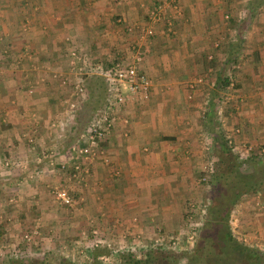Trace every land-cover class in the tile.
Segmentation results:
<instances>
[{
  "label": "crops",
  "instance_id": "obj_1",
  "mask_svg": "<svg viewBox=\"0 0 264 264\" xmlns=\"http://www.w3.org/2000/svg\"><path fill=\"white\" fill-rule=\"evenodd\" d=\"M154 1L0 0V168L8 162L17 168L0 171L1 236L16 240L14 232L32 216L22 204L45 214L60 188L75 196L77 214L94 215L110 243L134 236L144 242L158 228L167 236L182 232L187 210L206 196L199 176L209 126L206 88L189 101L184 84L207 68L220 74L241 64L231 100L236 112L221 127L234 129L237 143L264 145V0H179L185 21L168 11L163 22L151 20ZM214 42L219 48L212 52ZM135 50L143 52L139 69L152 79L153 93L120 109L105 154L82 166L88 176H75L70 165L59 169L81 124L68 109L78 81L71 53L106 69L117 59L131 62ZM211 52L213 62H205ZM8 200L15 201L10 214L2 208ZM238 208L240 242L246 233L264 250V207L255 210L250 201Z\"/></svg>",
  "mask_w": 264,
  "mask_h": 264
},
{
  "label": "rangeland",
  "instance_id": "obj_2",
  "mask_svg": "<svg viewBox=\"0 0 264 264\" xmlns=\"http://www.w3.org/2000/svg\"><path fill=\"white\" fill-rule=\"evenodd\" d=\"M160 1L162 2L163 0ZM157 2L158 0L154 1L153 4H156ZM171 2H175L177 9L174 10L173 9L174 6H171L172 8L170 7V4L172 3H167V5L169 4L168 6L171 8V9L170 8L167 9V11L171 13L170 17L173 16L177 18L178 21L179 20L185 21V15H183L182 6L179 0H172ZM163 21L164 20H162V22ZM166 34L168 35V31L166 32ZM218 48H219L218 42H214L212 52H214V50H217ZM212 52L206 54L207 57L205 59L206 60L205 62L207 61L211 62L214 59L213 56L214 53ZM238 64L239 63H236V66L235 64L234 65L232 64L229 67H226L225 70L222 69L220 74H217L214 70H210L208 68L205 69L203 73L202 72L201 73L196 72L195 74L193 73L191 77L187 80V82L184 84L185 86L184 90L186 91L185 97L189 101L194 100V94H195L194 92L199 90L201 92L202 90H204V88H206L205 93L201 96L205 101L208 100L206 102V108L207 107L208 108L207 109L205 108L204 110V112H206L204 115L205 116L204 119L207 116H210L209 115L210 113L212 114V116L209 117V121L205 122L206 126L209 125L207 131L208 143L206 145V147L208 148L207 158H206L207 162L203 171L201 172V175L199 176V185L203 186V193L206 194V196L202 200L204 205L203 203L202 204L200 203V205L196 207L198 210V214L201 215V217L198 216L196 217L197 222L200 224H202L203 222L202 215L206 213V208H208V206L211 204V195H212L211 182L213 178L218 175L217 173L218 154L214 141L215 136H217V134L224 133L227 136L226 137L227 141H230L233 136L236 137V132H234V129L229 132H224V130H222L221 124H222V118L227 119L229 117H233V115L236 112L235 110H233L234 107L231 105V100L233 96H238V92H236L238 90L237 86L239 84L237 83L238 80L237 72L239 73L242 69L241 64L239 65ZM219 76L228 78L229 85L227 87L225 88L216 87V78ZM199 80L200 83H197L195 85L196 87L194 88V90H191L190 89L191 84H194L196 81ZM151 92L153 93V90ZM211 94L213 95L215 94V95L214 96L212 95L211 97ZM98 96L97 95L93 96V102L90 110H93V107L98 106L99 103L97 99ZM242 97L243 96L239 97L238 99L242 100ZM236 145L237 146L234 148V153L237 156L239 155V157L242 159L249 156V154L252 152L261 155L262 154L261 149H263L264 147V145L253 146L250 143H246L244 141L237 143ZM11 164L12 162L10 163L8 162L7 165L4 164L5 166H3V168H0V171L11 172L13 169H17L15 165H11ZM82 165H84V163ZM83 168L84 171L87 170L88 172L85 173L84 171H82L80 172V175L88 176L91 173V170L88 169V167H83ZM202 177H208L206 182L201 181ZM74 179H78V178L75 177ZM53 192L54 190L52 191V197L55 204L52 206V209L50 211H46L45 214L37 213L36 215L35 206H33L34 209L32 208V211L30 212L29 209H26L27 202H24L22 204L21 209L23 211L25 210L29 213H32V216L28 219V222L25 223L22 222L20 228L21 232H16V231L14 232V236L17 234L15 236L16 240L11 241V236L9 234H5L2 236L0 235V264H11L12 262H15L14 264H17L19 262L21 263L28 262L31 259L41 258L44 255H48L52 259L53 256L55 258H60V260L66 261L68 264H90V257L88 256V253L89 250L91 249L89 246H85V245L89 244V242L91 243V240L93 238V233H92L93 230L97 232L96 237L100 238L103 241L102 245L98 246L100 250H104V249L109 250L111 249L110 247L114 249L115 248L118 249L121 246H124L125 244H130L132 241H134V243L141 242L142 239L140 238L137 239V237L134 236V237H130L129 240H124V241L120 240L117 244L110 243L108 240H106L107 236L103 235L100 225L95 224L94 215L92 217L85 218L84 216L77 214V210H78L77 200L75 196L72 194V192L68 191L73 196L75 201L74 205L71 207L61 206L55 200ZM250 201H251V207L253 209L263 210L264 191L261 194V196L259 194L257 196H250V197L244 196L242 197L240 203L250 204ZM13 207H15V201H9V200L5 205L3 203L2 206L5 212L9 211L8 212L9 214H10V210H12ZM191 207L193 208L195 206L192 205ZM33 211L35 213H33ZM187 211L190 212V210ZM234 212L235 213H233L232 215L231 228L233 234L235 235L234 237L237 239L238 242H240L239 236L237 234L239 227V218H238L239 217L238 212L240 213L239 208L237 210L236 207V210ZM185 224H187V222H185ZM2 226L3 224L0 223V228ZM82 226L84 228H82ZM244 236H246V233H244L242 236V239H244L245 241L244 242L241 241L243 245L246 244L244 246L252 247V244L255 245L254 246L255 248H259L261 246L260 242L258 243L256 242L257 243L256 245L254 241L252 240L250 241L248 240V238H244ZM262 251L264 252V250ZM124 254H126V252ZM138 254H141V257L147 255V254H143L141 251H139ZM105 256L107 255L105 254L100 256V260L103 262V264H107L102 260L103 258H105ZM122 256L123 255L119 253L117 258L113 260L112 264H119L121 262L120 259L122 258ZM185 263H186L185 260H181V264H185Z\"/></svg>",
  "mask_w": 264,
  "mask_h": 264
},
{
  "label": "trees",
  "instance_id": "obj_3",
  "mask_svg": "<svg viewBox=\"0 0 264 264\" xmlns=\"http://www.w3.org/2000/svg\"><path fill=\"white\" fill-rule=\"evenodd\" d=\"M160 2L159 0L154 4L152 11ZM217 83L224 87L229 85V81L227 79L223 81L221 76L217 78ZM83 88L85 89V96H80L77 103L76 112L77 114L79 113L78 119L81 124L79 122V127L75 128L76 137L86 129L93 115L106 100L102 78L85 76ZM95 95H99L97 97L98 106L93 107V110H84L87 106L91 109L93 96ZM226 137L224 133L215 136L214 141L218 154V175L211 182V204L206 208V213L202 215L203 222L197 230L193 246L186 248L183 245L182 248L184 249L181 251H148L143 253L147 254L146 256L140 258H137L138 255H141L138 254L139 252L122 253L121 255L123 256L119 264H181V260H185V264H264V252L258 248L244 246L241 242H238L231 228L232 215L235 213L234 211L242 197L257 196L263 193L264 147L261 149V155L252 152L249 156L242 159L234 153V148L237 146V142L234 139L235 136L230 141H227ZM70 172L72 171L70 170ZM189 210L188 216L201 217L196 206L190 207ZM188 216L186 221H188ZM185 230H187V227L183 231ZM157 231L156 236L159 231L164 235L160 228ZM111 252L108 249L100 250L98 247L89 250L90 264H103L100 256L109 255ZM117 256L118 254L115 258ZM52 262L55 264H68L66 261L60 260V258L53 256L52 259L48 255L17 264H53ZM14 263L12 262L11 264Z\"/></svg>",
  "mask_w": 264,
  "mask_h": 264
},
{
  "label": "built area",
  "instance_id": "obj_4",
  "mask_svg": "<svg viewBox=\"0 0 264 264\" xmlns=\"http://www.w3.org/2000/svg\"><path fill=\"white\" fill-rule=\"evenodd\" d=\"M171 1L172 0H163L155 6L150 14L153 22H162L165 14L168 12L167 9L171 6H174V10L177 9L175 2ZM167 3L172 4H170L169 7ZM170 26L171 24L168 23L167 27ZM143 33L149 37L153 36L154 31L149 27L145 28ZM71 58L73 59L72 67L77 74L78 81L74 87L76 98L68 103L69 111L73 114L76 113L79 97L85 96V89L83 88L85 76H97L102 78L106 96L105 103L93 115L86 129L69 145L66 151L69 159L68 162L62 163L59 167L61 170H66L70 165L71 171L77 176L80 175V172L84 171L82 167L83 163H89L91 160L105 154L103 144L110 128L118 119L120 109L127 106L129 101L139 103L143 100H147L151 96L152 82L147 74L139 69V64L143 60V53L138 50H135L134 58L131 62L117 59L106 69L103 68L100 62L85 64L83 58L76 52L71 53ZM62 83L66 84V80H63ZM197 83H200V80L191 84L190 89L194 90ZM55 165L53 160L49 161L51 169H53ZM84 172L87 173L88 171L86 170ZM207 178L208 177H202L201 181L206 182ZM53 194L55 200L61 206L71 207L74 205V198L66 189H56ZM199 226L200 223L197 222L196 217L188 216L186 224L187 230L180 232L176 236L167 237L162 235L159 231L156 237L147 239L144 242L134 243V241H132L130 244H125L118 249L110 247L111 249L109 250L112 252L102 260L107 264H112L117 254L125 252L141 251L142 253H146L154 250L181 251L184 249L182 248L183 243L186 244V248H190L195 242ZM92 233L93 238L91 243L89 242V244L85 245L89 246L90 249L97 248L103 243L100 238L96 237V231L93 230ZM140 257L141 255L137 256V258Z\"/></svg>",
  "mask_w": 264,
  "mask_h": 264
}]
</instances>
